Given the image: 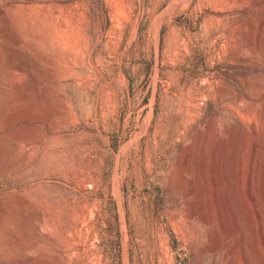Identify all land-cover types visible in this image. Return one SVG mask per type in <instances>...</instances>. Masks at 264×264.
Instances as JSON below:
<instances>
[{
    "label": "rangeland",
    "instance_id": "1",
    "mask_svg": "<svg viewBox=\"0 0 264 264\" xmlns=\"http://www.w3.org/2000/svg\"><path fill=\"white\" fill-rule=\"evenodd\" d=\"M255 144L264 0H0V264H264Z\"/></svg>",
    "mask_w": 264,
    "mask_h": 264
},
{
    "label": "bare ground",
    "instance_id": "2",
    "mask_svg": "<svg viewBox=\"0 0 264 264\" xmlns=\"http://www.w3.org/2000/svg\"><path fill=\"white\" fill-rule=\"evenodd\" d=\"M257 145L255 144L254 146H253V157H252V166H251V169H252V171H251V173H250V175H248L249 177H247L246 179V183H247V189H248V193H249V196H250V199H252V200H255L256 199V192H255V186H256V178H257V181H258V183H259V185H260V188L261 187H263L264 185H263V181H261L259 178H258V172L259 173H261V174H264V163H262V161L260 162V160H259V162H260V164H259V168H258V170H257V172H256V170L254 171L253 169H255L254 168V165H255V161H256V158H257V148L258 147H256ZM219 165V164H218ZM257 167H258V165H257ZM216 172V171H215ZM185 173V172H184ZM262 176V175H261ZM260 180V181H259ZM223 185V184H222ZM258 185V184H257ZM258 188V187H257ZM218 189V188H217ZM263 190V189H262ZM204 192V191H203ZM220 193V192H219ZM248 197V196H247ZM249 199V200H250ZM218 201V200H217ZM223 200H220L219 201V203H220V214H221V218H222V220L224 221L225 220V218L224 217H226V210L224 209V206H223V202H222ZM261 204H263V206L261 205ZM261 204H260V207L259 208H256V210H255V214H254V216L257 218V222H258V220L260 221V226H259V230H260V234H261V239L263 240L262 242H264V196L262 197V199H261ZM246 207V206H245ZM246 212H248V211H246ZM220 214H219V216H220ZM253 215V214H252ZM218 216V217H219ZM255 219V218H254ZM229 220V219H228ZM256 221V220H255ZM227 222H229V221H227ZM227 222H222L221 221V223H223L222 224V227H224L223 225H225V223L227 224ZM228 226H229V224H228ZM233 226V225H232ZM258 227V226H257ZM231 230V229H230ZM222 231V230H221ZM227 231V230H226ZM253 231V230H252ZM232 232V231H231ZM231 232H229V233H231ZM256 232V231H255ZM258 232V231H257ZM222 233V232H221ZM257 234V233H256ZM217 245H220V242H219V240H217ZM219 247V246H218Z\"/></svg>",
    "mask_w": 264,
    "mask_h": 264
}]
</instances>
